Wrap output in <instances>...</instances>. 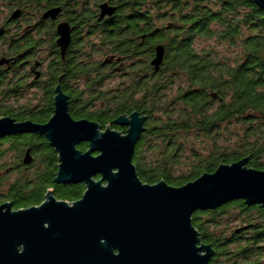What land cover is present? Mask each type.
I'll return each mask as SVG.
<instances>
[{"label":"trees","instance_id":"16d2710c","mask_svg":"<svg viewBox=\"0 0 264 264\" xmlns=\"http://www.w3.org/2000/svg\"><path fill=\"white\" fill-rule=\"evenodd\" d=\"M15 1L35 17L44 8L61 7L75 29L61 58L55 50L54 29L49 28L45 79L28 83L18 70L8 73L7 67L0 68V117L45 123L53 113L54 89L59 85L69 96L70 115L94 121L102 131L111 128L124 134L126 127L114 120L133 112L146 115L132 157L143 183L164 181L179 187L243 158L248 168L264 171V9L252 0ZM101 3L115 7V12L99 20ZM9 32L1 36L2 56L18 45L7 43ZM86 35L96 39V44L90 43L93 52L104 59L114 56L112 62L103 64L104 59L82 53ZM22 40L30 49L37 41L32 35ZM209 42L208 47L197 45ZM157 45L164 47V55L154 70L150 62ZM116 71L128 80L112 86ZM175 83L176 93H165L171 94ZM30 90L35 92V103L2 104L4 99L23 98ZM186 133L204 149L193 150L191 158L181 161ZM77 148L84 152L88 144ZM26 150L31 157L28 164L23 163ZM8 153L10 161L2 162ZM57 170V154L44 136L16 133L0 139L4 190L0 204L8 202L13 210L38 206L48 192L68 203L78 200L85 185L56 183ZM13 172L16 177L6 183ZM191 224L201 243L213 250L206 264H264L260 205L233 200L195 211Z\"/></svg>","mask_w":264,"mask_h":264},{"label":"water","instance_id":"95a60500","mask_svg":"<svg viewBox=\"0 0 264 264\" xmlns=\"http://www.w3.org/2000/svg\"><path fill=\"white\" fill-rule=\"evenodd\" d=\"M252 1L264 9V0ZM98 9L99 20L115 12L107 3ZM60 10L50 8L42 18L54 20ZM56 34L63 58L71 42L69 23L59 22ZM154 51L150 64L158 70L164 47L157 45ZM9 62L0 58V65ZM53 99V113L45 123L0 117V138L16 133L44 136L57 154L55 182L83 183L85 190L72 203L48 192L38 206L13 210L8 202L0 204V264H206L213 250L201 243L191 224L195 211L238 199L264 210V171L248 168L247 158L221 164L179 187L164 181L143 183L132 157L144 116L133 112L114 120L127 128L124 134L102 131L96 122L70 115L68 96L59 85ZM82 142L88 144L84 152L77 148ZM30 162L26 150L23 163Z\"/></svg>","mask_w":264,"mask_h":264},{"label":"flooded vegetation","instance_id":"af4514ba","mask_svg":"<svg viewBox=\"0 0 264 264\" xmlns=\"http://www.w3.org/2000/svg\"><path fill=\"white\" fill-rule=\"evenodd\" d=\"M8 1H10L9 7H7L9 10V16H6L5 19L2 22H0V32H1L0 33V48L2 47V41H3L1 40V36H3L9 30L10 32H9V38L7 40V43L9 41L10 42L14 41L18 45H16L15 46L16 49L13 50L10 54H7V56H2L0 54V58L6 57V59L10 60L8 64L0 65V68L2 66L3 68L7 67L8 69H6V71L8 73H13L18 70L20 73L25 75L26 81L28 83H32L33 81L43 80L46 78V66L48 65V62L50 61L49 51L51 47H49V44H48V37H49V32H50L49 28L51 27L54 29L55 44H56V38H57L56 25L59 22L65 21L69 23L71 27V41H72V33L75 28L72 25L71 21L65 16V12L61 7H60L61 10L58 16L54 20H51L50 18H42V15L48 9L56 7V6L44 8L41 11V14L35 17L32 14L28 15L29 9L25 10L23 7L18 6L15 0H7V2ZM1 2L2 0H0V5H1ZM15 11H19L18 16L15 18H11L12 13ZM26 15H28L27 18H26ZM31 26H33L34 28L33 31H29ZM37 27L39 28L41 27L42 29V30L40 29L42 33L41 36L38 35L39 28ZM75 32L77 33L76 30ZM30 35L36 37L37 39L36 44L33 47V49L26 48L27 45L22 40V38H26L27 36H30ZM55 50L58 52L60 56L59 48L57 47V45H56ZM66 51H65V54L67 53ZM53 54L55 53L51 54V58H53ZM65 54L63 58H65ZM37 75L38 77L36 78ZM68 102H69V96H68ZM141 115L144 116L147 120L146 115L144 114H141ZM146 120L144 121V124H143L144 129H145ZM126 129L127 128H125V130Z\"/></svg>","mask_w":264,"mask_h":264},{"label":"rangeland","instance_id":"374dc122","mask_svg":"<svg viewBox=\"0 0 264 264\" xmlns=\"http://www.w3.org/2000/svg\"><path fill=\"white\" fill-rule=\"evenodd\" d=\"M7 3V0H2L1 2V5H0V22H2L6 16H9V10L8 8L6 7V4ZM95 43L96 44V39L91 37V36H84V40H83V43L85 44L84 47H83V54H86L87 52H89L91 58L93 57L94 59H97V60H100L102 61L104 59V55H101V54H98V53H95L93 52L92 48H91V45L90 43ZM198 46H205V47H208V46H211L212 43L209 42V43H202L201 44H197ZM92 50V51H91ZM127 62L126 61V65H127ZM115 76L113 78L110 79V85L112 86H115V85H118V83L120 82H123V81H127L128 80V76L127 75H121L120 74V71H116L115 72ZM109 83H108V86H109ZM107 86V85H106ZM176 89H177V84L175 83L173 86H172V93L170 94L169 91H165V93L173 96V94L176 93ZM34 91L33 90H30L29 93L25 94L23 98H19L18 100H9L8 99H4L2 102V104L4 105H15V104H32V103H35L36 102V99H34ZM156 116H158V114H156ZM146 120V118H145ZM191 133V132H190ZM195 139H197L195 136H192V135H188V133L184 134V137H183V140H186L187 143L185 144L186 146H184L183 148V151L179 157V159L181 161H187L189 158H191L192 156V153H193V150H203L204 149V146L202 147L199 143V141H194ZM201 142V141H200ZM11 154L8 153V155L5 156V158L2 159V162H6L7 160L10 161L11 159ZM175 170H179L178 168H176ZM176 172V171H175ZM16 173L13 172V174L8 178V180L6 181V183L12 181L15 177H16ZM4 190L3 188L0 189V194L3 193Z\"/></svg>","mask_w":264,"mask_h":264}]
</instances>
